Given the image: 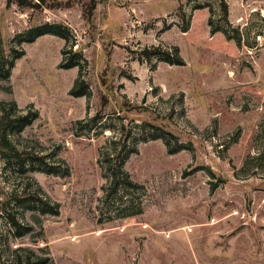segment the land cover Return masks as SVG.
Segmentation results:
<instances>
[{"label":"rangeland","instance_id":"obj_1","mask_svg":"<svg viewBox=\"0 0 264 264\" xmlns=\"http://www.w3.org/2000/svg\"><path fill=\"white\" fill-rule=\"evenodd\" d=\"M45 23L69 42H24ZM72 46L88 95L71 94L80 67L61 66ZM23 50L0 117L40 114L10 134L26 166L0 156V264L21 247L49 264H264V0H0V55ZM124 129L140 139L125 164L139 186L106 196L101 148ZM25 191L60 214L2 211Z\"/></svg>","mask_w":264,"mask_h":264},{"label":"trees","instance_id":"obj_2","mask_svg":"<svg viewBox=\"0 0 264 264\" xmlns=\"http://www.w3.org/2000/svg\"><path fill=\"white\" fill-rule=\"evenodd\" d=\"M228 6L225 4V16H228ZM213 31H217V29H214ZM52 34L59 36L63 39H65L67 42H69L70 37L72 36L71 30L69 27L65 26L64 24L59 23H45L42 25H38L35 27H32L27 30V32L24 35V42H34L37 38ZM237 41L240 43V38L237 37ZM68 44V43H67ZM68 46V45H67ZM24 54V50L18 55L12 59L9 60L6 57L0 55V78L8 79L11 77L12 69L15 66L16 59L20 58ZM81 57V54L74 50V46H72L70 49H64L63 51V60L61 63V66L64 68H73L76 66L80 67V76L75 83L74 87L71 90V94L74 96H84L88 95L90 85L88 81L84 78L83 72L85 70V67L79 63L76 62V58ZM168 62H171L173 64H184L183 60H172V59H165ZM14 107H17V103L13 102ZM39 112L36 111L34 117H15L11 111L8 109H3V114L0 117V156L9 161H15L18 162L20 166L23 168L26 166V159L31 158L30 155L27 154V152L20 151L11 141L10 134L11 131L18 130L22 131L26 128V126L32 124L38 117ZM104 119V116L97 115L93 118V121L95 123L102 122ZM154 126V125H152ZM124 133L121 134L120 137L116 136L113 139L109 141V144L103 145L101 148V154H100V163L105 170V174L110 177L111 182L109 185L106 186L105 195L108 196L110 193L117 192L121 190V186L124 188H132L139 186L136 181L133 180L131 177V174L125 169V164L129 160L132 154L138 153V141L140 139H136L134 143H131V133L128 130L123 131ZM159 137H153V139H156ZM144 141H148L147 139H142ZM171 153L180 151V149H169ZM37 157V156H36ZM37 159V158H36ZM43 165L46 164L45 158L41 157L38 158ZM48 168V167H46ZM37 170H45L49 173H56L53 169H45L44 167H39ZM69 173V170L67 169V174ZM29 193L25 191L24 196L23 195H13L7 197L2 202V211L10 212L13 208V201L15 200L18 203L19 202H33L37 208H39L43 213H50L54 215L60 214V205L59 203H56L55 205H52L50 200L46 198L45 196H42L40 193H35L33 195H28ZM43 194V193H42ZM23 199V200H22ZM141 213V210L133 211L127 216L135 215ZM13 222L15 228H17L18 232L16 235H24V233L21 230V225L16 220V217H13L11 219ZM100 222H103V217H100ZM31 230V229H29ZM17 251H24L25 252V258H19L16 264H49L51 263V257L48 256H38V262H35L34 260V254L32 250L20 248Z\"/></svg>","mask_w":264,"mask_h":264}]
</instances>
